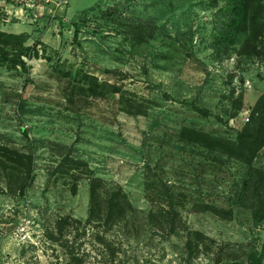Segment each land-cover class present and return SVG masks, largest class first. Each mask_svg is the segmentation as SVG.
Returning <instances> with one entry per match:
<instances>
[{"label": "rangeland", "instance_id": "374dc122", "mask_svg": "<svg viewBox=\"0 0 264 264\" xmlns=\"http://www.w3.org/2000/svg\"><path fill=\"white\" fill-rule=\"evenodd\" d=\"M233 1L0 0L30 66L0 61V144L35 160L24 191L0 169V264H264L246 165L191 134L236 140L264 98V0L232 43ZM93 182L125 212L88 221Z\"/></svg>", "mask_w": 264, "mask_h": 264}, {"label": "trees", "instance_id": "16d2710c", "mask_svg": "<svg viewBox=\"0 0 264 264\" xmlns=\"http://www.w3.org/2000/svg\"><path fill=\"white\" fill-rule=\"evenodd\" d=\"M259 0H234L233 7L230 13V24L227 30L231 42L237 41L239 31L242 27H246L251 37L255 40L259 35L258 17L260 13ZM25 38L20 34L7 33L0 30V61L2 63H10L14 67H22L30 69L23 56L28 50L24 45ZM256 47V46H255ZM21 107L25 110L24 105ZM194 141L202 145L219 150L229 156L235 157L242 161L247 172L243 181V188L240 192L236 203L253 207L256 209V214H264V172L258 170L255 166V160L260 150L264 148V98L259 99L252 110L250 122L247 123L236 140L229 141L217 137H212L201 132L191 131ZM34 158L31 153H25L15 148H10L0 144V169L5 171L6 175L16 176V189L24 191L31 179L34 176ZM100 185L93 182L92 185V206L89 220L92 215H99L105 210L108 220H112L117 213L125 212L126 198L121 193H114L107 198L106 207H101L102 202L99 199ZM250 201L249 204H246ZM206 209L219 215H233V210H225L210 204L205 205ZM200 234V233H199ZM79 261V258H74ZM233 260H239L241 257L235 255ZM78 263V262H77ZM80 263V261H79Z\"/></svg>", "mask_w": 264, "mask_h": 264}]
</instances>
